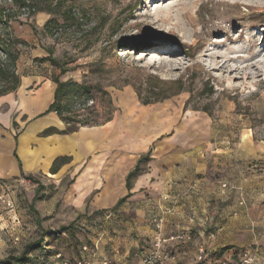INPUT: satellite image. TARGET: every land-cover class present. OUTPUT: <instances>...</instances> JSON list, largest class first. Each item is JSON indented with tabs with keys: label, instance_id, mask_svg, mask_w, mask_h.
<instances>
[{
	"label": "rangeland",
	"instance_id": "obj_1",
	"mask_svg": "<svg viewBox=\"0 0 264 264\" xmlns=\"http://www.w3.org/2000/svg\"><path fill=\"white\" fill-rule=\"evenodd\" d=\"M29 1L34 9L0 0V93L13 87L12 72L21 81L50 79L56 88L59 78L68 86L63 114H57L62 122L58 130L77 129L62 136H80L112 122L110 128L122 136L124 129H133L134 135L150 138L152 159L159 151L170 153L182 167L185 156L195 154L208 173L197 174L185 195L200 198L201 188L208 186L203 179L209 176L211 187L222 189L223 196L206 204L223 214L225 226L243 217L255 222L245 223L246 230H264V0ZM50 20L53 34L46 30ZM48 51L60 65L39 60ZM39 87L36 82L29 89ZM145 100L153 103L145 105ZM47 109L31 119L38 120ZM18 116H13L12 127L20 151L30 145L22 141L26 124L17 123ZM91 138L95 145L106 142ZM87 142L81 139L84 149ZM117 146H122L120 139ZM86 161L74 163L71 158L57 174L51 173L52 166L34 172L23 167L24 173L0 179V264H20L11 258L41 238V247L28 250L22 264L94 263L99 251L94 240L115 216L113 210L92 213L89 206L96 192L85 200L80 195L69 198ZM175 186L169 184L170 193ZM170 193L162 196L165 212L175 201ZM156 218L163 220L159 228ZM152 221L160 231L164 217ZM209 222L214 225L216 220ZM243 235L248 237L249 231ZM155 244L144 264L149 258L156 264L163 245ZM249 244L202 247L206 257L200 261L199 254L197 262L241 264L248 255L252 264H264L258 246Z\"/></svg>",
	"mask_w": 264,
	"mask_h": 264
},
{
	"label": "crops",
	"instance_id": "obj_2",
	"mask_svg": "<svg viewBox=\"0 0 264 264\" xmlns=\"http://www.w3.org/2000/svg\"><path fill=\"white\" fill-rule=\"evenodd\" d=\"M36 82L40 87L36 91L30 90L29 87ZM55 92L56 87L50 79L35 81L26 78L25 81L24 77L16 92L0 96V179L21 174L15 157L16 149L28 172L49 169L56 158L63 155L71 157L74 163L87 160L86 171L79 174L69 190L70 199L80 195L78 199L85 200L96 192L89 206L93 213L101 210L109 212L120 199L127 197L113 211L115 217L108 222L104 233L97 235L94 240L99 251L94 255L93 264H103L107 260L117 264H144L143 258L155 251L154 242L157 238L170 235L176 239L158 249L156 264H198L197 258L203 248L216 250L226 244L243 246L246 242L250 243L248 246L257 245L262 256L260 258L264 260V230L259 227L246 230V226H243L245 223L253 225L255 222L243 217L239 221L231 220L225 226L223 214L207 207V200H217L223 196L222 189L211 187L213 183L209 176L203 179L208 186L201 188L200 198L185 195L197 174L206 176L208 173L206 165L199 166L201 164L197 162L198 156L195 154L186 155L183 160L185 165L181 167L178 166V158L171 157L170 151L167 152L169 156H163L159 151L145 166L146 172L134 179L129 190L127 176L139 159L149 152L150 138L134 135L133 129H124L122 136L110 128L112 122L101 128L82 131L76 137L58 134L40 136L46 129H61L62 122L56 112L35 121L31 119V116L49 108L54 102ZM15 114H19L15 119L17 123L23 120L21 123L26 124L22 140L30 145L25 147L26 158L14 139L12 126ZM95 136L103 137L106 141L104 145H95L91 138ZM83 138L88 139L85 149L80 144ZM119 139L121 147L117 146ZM169 184L176 185L172 190L174 192L168 190ZM168 193L172 194L175 201L172 209L165 212L167 204L162 201V196ZM157 206L159 210L155 211ZM154 217H164L160 231L153 224ZM213 217L216 223L211 225L209 221ZM208 228L213 230L208 232ZM246 231H249L248 237L243 235ZM103 234L105 237H101ZM107 245L109 248H106Z\"/></svg>",
	"mask_w": 264,
	"mask_h": 264
},
{
	"label": "trees",
	"instance_id": "obj_3",
	"mask_svg": "<svg viewBox=\"0 0 264 264\" xmlns=\"http://www.w3.org/2000/svg\"><path fill=\"white\" fill-rule=\"evenodd\" d=\"M14 2V5L15 6H18L19 8H25V7H29V8H32L34 9L35 6L34 4H32L29 0H13ZM50 10V9H49ZM51 11V10H50ZM53 11V10H52ZM54 12V11H53ZM0 15H2V12L0 11ZM7 17V20H10L12 19V16L11 15H8L6 16ZM65 18L67 20V22H70V20L72 19L71 16H69L68 14L66 15L65 14ZM54 20H50L47 24H46V30L48 29V32L53 34L54 31L53 30H49V27H50V24L53 22ZM55 24H58L57 22ZM60 25V24H59ZM6 53L8 56L11 57L12 53L8 50H6ZM49 55L46 57V58H42V59H39L40 61H50L52 62L54 65H60V62L54 57V53L53 51H48ZM13 60L15 61L16 58L13 57ZM66 71L64 70V72L62 73H65ZM12 77H13V80H14V85L11 89H8L6 90V92L4 93H0V96L1 95H5V94H8V93H11V92H16L19 87H20V84H21V78L15 73V72H12ZM54 82L56 83L57 85V88H56V92H55V99H54V102L49 106V108L47 109V111L43 114H41L39 117H42V116H45L49 113H52V112H56L60 117L62 116L63 114V104H62V96L65 94V91H66V88L68 86V84L66 82H62L59 78H55ZM167 97H163V99H166ZM160 99H156L155 102H160L162 101ZM143 103L145 105H148V104H151L153 102L149 101V100H145L143 101ZM76 127H73V128H70L68 129L67 131H59L58 129L56 128H50L48 129L46 132H45V135L44 136H47V135H52V134H60V135H70V134H73L75 131H76ZM18 137L19 136H16V140H18ZM151 153H152V150H150L146 155L142 156L137 165L135 166V168L133 170L130 171V173L128 174L127 176V186L129 188V190L132 189V184H133V181L135 178H137L139 175L143 174L144 172H146L147 168L145 167L150 161H152V157H151ZM15 157L17 158L18 162H19V165H20V170H21V174L24 173L23 171V165H22V162L17 154V151H15ZM71 158L70 157H66V156H61V157H58L56 158V160L54 161L52 167H51V173L52 174H57L61 167L65 164H68L70 162ZM27 179H30L32 181L35 182L34 180V177L33 176H28ZM38 183V182H36ZM131 195V193L128 195V197ZM38 197H36L35 200H37ZM127 197L125 198H122L120 199V201L118 202V204L112 209L113 211L117 208H119V206L121 204H123L125 201H126ZM34 211L37 212V210L34 208ZM105 211L107 210H101V211H97L95 212V215L97 214H101V213H104ZM65 230H68L69 228H63ZM49 231H45L43 233V235H46ZM42 238L38 241H36L35 243L31 244L30 246H28L27 250L19 257H14V258H11V260H14L20 264H22L24 262V260L26 259V253L28 250L32 249V248H37V247H41V243H42Z\"/></svg>",
	"mask_w": 264,
	"mask_h": 264
},
{
	"label": "built area",
	"instance_id": "obj_4",
	"mask_svg": "<svg viewBox=\"0 0 264 264\" xmlns=\"http://www.w3.org/2000/svg\"><path fill=\"white\" fill-rule=\"evenodd\" d=\"M226 186H227V184H223V187H226ZM154 222L157 224V227L159 228L161 226V223L163 222V220L159 219V218H156V219H154ZM175 239H176V237H174V236L170 237L169 239H165V238H162L161 236H159L157 238V241H156L155 245H156V247H161L165 243H167L169 241H173ZM205 257L206 256L204 254V250H201L200 256H199V260L202 261V260L205 259ZM145 262L148 263V264H153L154 259H150L149 258V259H146ZM252 262H253L252 258L249 257L248 255H245L241 264H252Z\"/></svg>",
	"mask_w": 264,
	"mask_h": 264
},
{
	"label": "bare ground",
	"instance_id": "obj_5",
	"mask_svg": "<svg viewBox=\"0 0 264 264\" xmlns=\"http://www.w3.org/2000/svg\"><path fill=\"white\" fill-rule=\"evenodd\" d=\"M21 153H22L23 157H25V158L27 157V156H26V152H25V147H22V151H21Z\"/></svg>",
	"mask_w": 264,
	"mask_h": 264
}]
</instances>
